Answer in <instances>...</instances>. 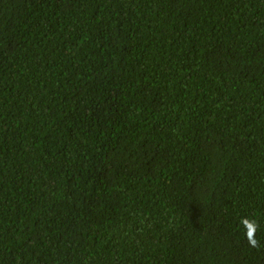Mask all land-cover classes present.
<instances>
[{
  "label": "trees",
  "instance_id": "16d2710c",
  "mask_svg": "<svg viewBox=\"0 0 264 264\" xmlns=\"http://www.w3.org/2000/svg\"><path fill=\"white\" fill-rule=\"evenodd\" d=\"M0 264H264V0H0Z\"/></svg>",
  "mask_w": 264,
  "mask_h": 264
},
{
  "label": "snow or ice",
  "instance_id": "6c2138e0",
  "mask_svg": "<svg viewBox=\"0 0 264 264\" xmlns=\"http://www.w3.org/2000/svg\"><path fill=\"white\" fill-rule=\"evenodd\" d=\"M251 235H252V230H251V226H250V232H249L250 238H251Z\"/></svg>",
  "mask_w": 264,
  "mask_h": 264
}]
</instances>
